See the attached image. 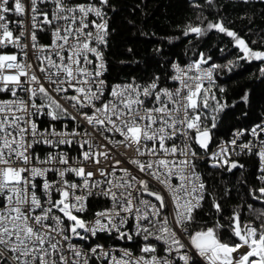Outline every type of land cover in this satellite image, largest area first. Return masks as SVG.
Returning <instances> with one entry per match:
<instances>
[{"label":"snow or ice","instance_id":"obj_1","mask_svg":"<svg viewBox=\"0 0 264 264\" xmlns=\"http://www.w3.org/2000/svg\"><path fill=\"white\" fill-rule=\"evenodd\" d=\"M109 7V0H0V264H264V212L259 224L234 211L228 224L217 218L202 227L194 215L211 195L197 170L205 158L232 173L245 168L233 156H255L264 185V120L212 149L229 105L213 91L220 66L203 68L211 59L203 53L172 64L173 87L159 76L109 85ZM213 30L232 38L239 60L264 62V50L220 19L183 34ZM38 33L51 42L41 44ZM246 133L252 139L244 142ZM40 146L49 149L44 157ZM249 192L264 203V186ZM95 199L107 206L86 219ZM212 206L219 216L220 203L213 198ZM106 239L139 241L140 255Z\"/></svg>","mask_w":264,"mask_h":264},{"label":"trees","instance_id":"obj_2","mask_svg":"<svg viewBox=\"0 0 264 264\" xmlns=\"http://www.w3.org/2000/svg\"><path fill=\"white\" fill-rule=\"evenodd\" d=\"M195 2L202 7H192L191 0H109L105 79L108 83L132 80L147 83L159 76V83H164L172 62L195 61L201 53L211 57L207 65L220 66L213 70V91L221 103L229 105L219 113L217 127L213 129L214 144H217L230 131L248 129L264 120V75L260 71L264 62L239 60L243 53L232 38L214 30L200 37L183 33L189 25L203 26L220 19L251 48L264 50V0H214L212 6L206 5L205 0ZM245 93L247 103L241 100ZM235 160L245 168L228 173L201 162L197 170L211 195H206L202 207L194 213L196 227L211 226L217 218L228 224L226 218L234 211L241 212L242 222H261L257 216L264 212V203L254 200L249 192L250 188L264 186L256 179L255 157L242 156ZM213 198L221 205L219 216L212 206ZM249 204L252 209L248 208ZM222 235L227 237L229 233L225 231Z\"/></svg>","mask_w":264,"mask_h":264},{"label":"built area","instance_id":"obj_3","mask_svg":"<svg viewBox=\"0 0 264 264\" xmlns=\"http://www.w3.org/2000/svg\"><path fill=\"white\" fill-rule=\"evenodd\" d=\"M9 18H10V19H16L15 17H11V16H10ZM107 19H108V15H107ZM10 27H13V28H14L15 25H10ZM38 39H39V42H40L41 44H49V43L51 42L50 35H49V34H46V33H38ZM6 51L13 52V51H17V50H16V49H11V48H9V49H6ZM105 51H106V50H105ZM198 58H199V55H198L197 59H198ZM197 59H196V60H197ZM191 62H193V61L186 62V63H184V64H180V65H181V66H186V65H188V64L191 63ZM173 63H176V62H172V63L170 64V67H169V74H168V76H167L165 82H164V83H160V85H161L162 87H173V86H175V84H176L175 81H171V80L168 79L169 76H171V75L174 74V70H173L172 67H171ZM210 66H211V65H207V64L202 65V67L205 68V69L209 68ZM105 75H106V73H105ZM104 78H105V77H104ZM107 83H108V82H107ZM147 83H148V82H147ZM108 84H109V85H112V84H117V83H108ZM119 84H123V83H119ZM140 84H146V83H140ZM206 84H207V83H206ZM206 84H205V85H206ZM0 98H6V97H0ZM41 119H42V121H43V123L41 124V127H42V128L47 127V120H46V118H43V117H42ZM58 127H59V125H58ZM69 127H71V124L69 125ZM251 128H252V127H251ZM251 128H248V129H251ZM234 131H236V129L230 131L228 137H227L225 140H221V141H228V140H230V139L232 138V134H233ZM250 139H252V137H251L250 135H248L247 133L245 134L244 137L241 138V140L244 141V142H246V141H248V140H250ZM221 141H220V142H221ZM220 142H218L217 144H219ZM211 147H212L213 150H215V144H214L213 146H211ZM118 150L121 151V152H123V151H124V148H123L122 146H119ZM37 151L39 152V154H40L41 157H44V156L47 154V152L49 151V149H48L46 146H40V147L37 148ZM66 151H67V153H68V155H69L70 157H75V156H77V154H78V149H76V148H67ZM242 156H250V155L233 156L232 158H233V159H236V158H238V157H242ZM254 157H255V156H254ZM255 160H256V170H257V167H258V160H257L256 157H255ZM205 161H206V158H205ZM50 177H51V178H56V177L52 176V174H50ZM69 179H72V177L69 176ZM258 182H259V181H258ZM259 183H260V182H259ZM260 184H261V183H260ZM106 206H107V201H103V200H99V199L92 200V201L90 202V204H89V208H90V210H89L88 213L85 214V218H86V219H91V218H92V214H93L94 211L99 210L100 208H103V207H106ZM102 242H104V243L106 244V246H108V245H113V246H117V247H120V248H124V247L130 248L131 251H132V253H133L134 255H140V251H139V241H137V242H135V243H125V242H123V241H114V240H111V239H106V240H104V241H102ZM152 242H153V243H156L155 241H152ZM158 252H159L160 254H163V250H162V248L158 247ZM117 255H119V252H117ZM93 264H94V262H93Z\"/></svg>","mask_w":264,"mask_h":264}]
</instances>
